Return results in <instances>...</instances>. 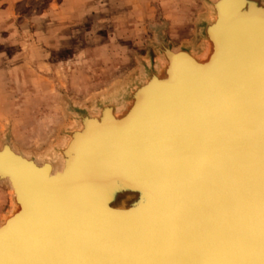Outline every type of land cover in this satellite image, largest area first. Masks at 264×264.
<instances>
[{
	"label": "bare ground",
	"instance_id": "obj_1",
	"mask_svg": "<svg viewBox=\"0 0 264 264\" xmlns=\"http://www.w3.org/2000/svg\"><path fill=\"white\" fill-rule=\"evenodd\" d=\"M209 9L201 51L159 41L156 70L76 112L48 154L2 138L0 264H79L114 242L128 264H264V0Z\"/></svg>",
	"mask_w": 264,
	"mask_h": 264
},
{
	"label": "rangeland",
	"instance_id": "obj_2",
	"mask_svg": "<svg viewBox=\"0 0 264 264\" xmlns=\"http://www.w3.org/2000/svg\"><path fill=\"white\" fill-rule=\"evenodd\" d=\"M212 1L0 0V141L48 154L76 112L156 70L159 41L201 51ZM9 193L0 186V220Z\"/></svg>",
	"mask_w": 264,
	"mask_h": 264
},
{
	"label": "water",
	"instance_id": "obj_3",
	"mask_svg": "<svg viewBox=\"0 0 264 264\" xmlns=\"http://www.w3.org/2000/svg\"><path fill=\"white\" fill-rule=\"evenodd\" d=\"M206 28H207V30H210V28H211V26L209 25V24H207V26H206ZM149 74H150V72H149ZM107 106V105H106ZM102 108L104 109V108H106L105 106H102ZM56 191V190H55ZM54 196V195H53ZM53 196H51L50 198H52ZM54 198V197H53ZM52 198V199H53ZM54 200V199H53ZM53 200H49V202H47L46 204V206L48 207V206H50V204H52V202H53ZM141 201V200H140ZM139 201V202H140ZM139 202H137V203H132L130 206L132 207V206H134V205H136V204H139ZM64 203V202H63ZM60 204H62V201L60 200ZM63 205H65V204H63ZM70 205V203L68 204V205H66V207L65 206H62V208H60L62 211H60V209L57 211L56 210V212H62L63 214H66V208L68 207ZM65 209V210H64ZM46 218H47V216H48V214L50 213V212H48L47 210H46ZM55 213V212H54ZM53 213V214H54ZM48 221V220H47ZM75 221L76 222H79L77 219H75ZM111 231H113L112 229H111ZM111 231L108 229V228H106V230H103V233H105V232H109V233H111ZM114 233H112V234H109L108 235V237H110V235H113ZM251 236H252V233L249 235V237L251 238ZM188 239H190V237H187ZM47 239V238H46ZM49 240H48V244L51 246L50 247V249H51V252L52 251H54L55 252V249H57V247H56V239L55 238H53V237H51V238H48ZM246 240H248V238L246 237V238H244L242 241H246ZM259 240H261V241H264V238H261V239H259ZM109 242H111V241H109ZM116 242H114L112 245H110V246H104L103 247V249L102 250H104V251H99V252H97V250L96 251H94V255H92V258L90 259V260H87V261H85L84 259H83V256H79V257H77L76 259L78 260V263L79 264H128V262L126 261V262H124V260H125V257H126V255H124L125 253L123 252L124 251V249H123V247H121L119 244L118 245H116L115 244ZM56 247V248H55ZM53 249V250H52ZM130 249V248H129ZM140 249V248H139ZM64 250H67V248H64ZM69 250H67V252H68ZM138 251H141V250H138ZM151 251V250H150ZM67 252H63V253H65V255L67 254ZM44 253L46 254V252L44 251ZM139 256V255H138ZM175 257V256H174ZM174 257L173 258H170V257H168V260H167V262H165V257H163V262H160L159 264H175L176 263V260L174 259ZM67 259H69L68 257H66L65 258V260L67 261ZM102 259V260H101ZM145 259V258H144ZM151 259V256H148V258H146V260H150ZM84 260V261H83ZM146 260H139L138 262H135V264H158L157 262H155V261H146ZM161 260V259H160ZM170 260H172V262H170ZM19 261H21L20 259L17 261V262H19ZM16 262V260H15V262H12V263H10V264H15V263H17Z\"/></svg>",
	"mask_w": 264,
	"mask_h": 264
}]
</instances>
